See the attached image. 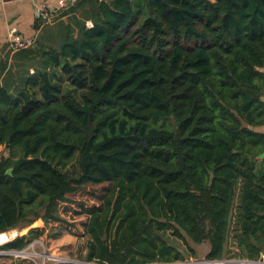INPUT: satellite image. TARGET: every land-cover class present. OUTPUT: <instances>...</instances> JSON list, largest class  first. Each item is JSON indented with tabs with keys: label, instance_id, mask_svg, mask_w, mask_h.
I'll return each instance as SVG.
<instances>
[{
	"label": "trees",
	"instance_id": "1",
	"mask_svg": "<svg viewBox=\"0 0 264 264\" xmlns=\"http://www.w3.org/2000/svg\"><path fill=\"white\" fill-rule=\"evenodd\" d=\"M36 28L0 52V233L28 228L0 249L92 187L85 264L259 260L264 5L76 0Z\"/></svg>",
	"mask_w": 264,
	"mask_h": 264
},
{
	"label": "rangeland",
	"instance_id": "2",
	"mask_svg": "<svg viewBox=\"0 0 264 264\" xmlns=\"http://www.w3.org/2000/svg\"><path fill=\"white\" fill-rule=\"evenodd\" d=\"M92 190H94L92 187H87L76 193L69 194L67 197L69 201L60 203L58 207L59 215L63 221L50 222L45 229L42 223L32 224L29 228L43 229L44 234L32 241L23 250H18L22 251V253L11 255L15 257L25 256L29 264H39V262L40 264H52L53 259L49 260L51 259L49 258L46 260L45 255H52V258L56 257L59 261L56 264H78L81 262L87 241V236L82 227L87 220V215L82 211L81 204L85 207L93 204V199L88 195V192ZM27 230L28 228L15 229L17 234L12 239L26 233ZM205 246L208 247L207 242L202 244L200 248L203 249ZM201 255L202 253H200L198 258L189 257L184 262L189 261L191 263L192 261L202 260L204 258H201Z\"/></svg>",
	"mask_w": 264,
	"mask_h": 264
},
{
	"label": "crops",
	"instance_id": "3",
	"mask_svg": "<svg viewBox=\"0 0 264 264\" xmlns=\"http://www.w3.org/2000/svg\"><path fill=\"white\" fill-rule=\"evenodd\" d=\"M58 1L59 0H0V52L8 49V42L14 35L18 34L24 37H30L34 41L36 38L41 37L43 32L42 29L36 28L42 21L37 8L40 3H46L49 7L54 8L57 6ZM207 251L208 247L205 246L201 258H204ZM234 253H236V249H233L231 252V254ZM229 256L224 259L237 260ZM52 257V255H49V257L45 258L46 260L49 258H51L49 260L53 259L52 264L59 263L56 257ZM262 260H264V253L259 261ZM0 264H29V262L25 256L20 255L15 257L10 254V256L0 255Z\"/></svg>",
	"mask_w": 264,
	"mask_h": 264
},
{
	"label": "built area",
	"instance_id": "4",
	"mask_svg": "<svg viewBox=\"0 0 264 264\" xmlns=\"http://www.w3.org/2000/svg\"><path fill=\"white\" fill-rule=\"evenodd\" d=\"M76 0H59L56 7L51 8L46 3H40L37 11L40 15L41 19L45 22L52 23L54 21V18L59 14V12L65 10L68 5H72L75 3ZM34 44V40L30 37H24L21 35H14L10 38L8 42V49L11 52L17 51V50H23L31 47ZM9 242V241H8ZM7 243V242H6ZM0 244V246L6 244ZM22 251H16V250H2L0 249V255H10V254H20ZM263 256L261 254L260 258ZM45 257H49L48 255H45ZM232 263H239V264H264V260L262 261H245L244 259H219V260H207L202 259L199 261H192L191 263L189 261L182 262L179 264H232Z\"/></svg>",
	"mask_w": 264,
	"mask_h": 264
},
{
	"label": "bare ground",
	"instance_id": "5",
	"mask_svg": "<svg viewBox=\"0 0 264 264\" xmlns=\"http://www.w3.org/2000/svg\"><path fill=\"white\" fill-rule=\"evenodd\" d=\"M17 233L15 230L0 233V244L10 241ZM43 252V251H42ZM40 253V252H39ZM40 255V254H39ZM49 256V255H48ZM66 258V257H65ZM42 259V258H41ZM64 260V259H63ZM77 261V260H76ZM55 262V261H54ZM40 264V262H39Z\"/></svg>",
	"mask_w": 264,
	"mask_h": 264
},
{
	"label": "water",
	"instance_id": "6",
	"mask_svg": "<svg viewBox=\"0 0 264 264\" xmlns=\"http://www.w3.org/2000/svg\"><path fill=\"white\" fill-rule=\"evenodd\" d=\"M259 1L264 5V0H259ZM35 45H37V44H35ZM262 100L264 101V97H262ZM257 158L258 159H263L264 158V152L262 154L258 155ZM10 172H11V170L9 169L8 170V173H10ZM245 261H250V260H248L247 258H245ZM78 264H85V263L79 262Z\"/></svg>",
	"mask_w": 264,
	"mask_h": 264
}]
</instances>
